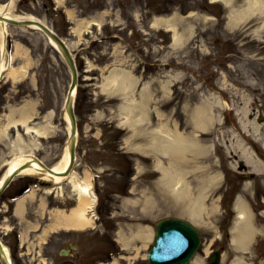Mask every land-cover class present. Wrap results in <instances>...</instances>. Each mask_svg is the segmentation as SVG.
Masks as SVG:
<instances>
[{
  "label": "rangeland",
  "instance_id": "obj_1",
  "mask_svg": "<svg viewBox=\"0 0 264 264\" xmlns=\"http://www.w3.org/2000/svg\"><path fill=\"white\" fill-rule=\"evenodd\" d=\"M99 2L16 1L15 13L47 23L76 57L74 171L79 179L92 175L98 201L93 226H55L54 211L78 204L72 186L66 181L59 189L39 176L17 177L0 196V237L13 263L114 264L118 258L117 264H148L142 239L133 242L138 253L122 252L116 239L120 233L130 239L142 227L154 231L158 220L175 216L201 232L195 260L213 264V250H223L219 264H234L237 258L242 264H264V3L102 0L101 8L89 10ZM87 18L98 24L81 27ZM157 19L169 22L158 25ZM7 49L14 56L12 67L21 68L23 76L16 79L7 72L0 80V132L25 116L21 110L28 104L33 107L30 124L48 128L49 135L8 128L0 137V178L4 162L21 146L48 165L61 158L71 81L68 64L44 33L9 26ZM199 111L206 120L209 116L206 127L197 126ZM175 131L200 146L180 154L172 165L186 171L178 185H188L192 201L163 171L172 170L170 157L152 149L160 145L156 138L162 141ZM241 144L254 150L263 170L248 163L240 168ZM29 185L35 195L19 215L12 200ZM203 187L206 199L193 202ZM49 188L52 192L44 193ZM239 200L250 204L260 229L251 249H237L233 242ZM70 243L77 248L63 254Z\"/></svg>",
  "mask_w": 264,
  "mask_h": 264
},
{
  "label": "bare ground",
  "instance_id": "obj_2",
  "mask_svg": "<svg viewBox=\"0 0 264 264\" xmlns=\"http://www.w3.org/2000/svg\"><path fill=\"white\" fill-rule=\"evenodd\" d=\"M16 1L17 0H8L4 3H0V15H2V17H0V37H1V44H0V55H1V59H0V75L2 73L3 70H5L7 68V66H9L10 64V57L12 56V58L14 57L13 55H11L8 52L7 49V44L5 42V35L6 32H9V24H8V19H31V18H35L32 15H24V14H17L15 13V5H16ZM227 2H229V0H224ZM231 1V0H230ZM258 3H264V0H257L254 1L250 4V7L253 5L255 6ZM70 14H72V12H69ZM98 20L96 19H88L86 20V23L81 25V27H90V25L92 23L98 24L97 22ZM163 22L167 23L169 21H167L166 19H157L155 21L156 24H161ZM18 27V26H17ZM34 28H36L38 31L40 30L39 27L37 25H34ZM81 30V29H80ZM40 32H42V30H40ZM48 42L54 47H57V44L54 42L55 40H53L50 37H47ZM62 51V50H61ZM64 56V55H63ZM9 68V67H8ZM24 71V69H23ZM10 74L14 75V77L16 79H19L23 76L22 70L20 69H14V67H12L9 71ZM127 75L124 72L123 77L125 78ZM73 94H76V91L73 92ZM74 99V97H73ZM219 104H221V102H219ZM228 105V104H227ZM33 109L30 108V106L28 107H24L22 108V118H17L14 119L13 121H11L10 123H8L7 125V130L8 128L14 127V128H19L20 126L24 127L25 130L27 132H36L39 135H41L42 137H45L46 135H49V131L48 128H43V127H34L32 126L30 123L32 115L28 117V114H30L29 112H31V110ZM202 112H204L202 110ZM201 111H199L198 115L199 117L197 118V126L201 127V126H207L206 121L208 122L209 120V116H207V120L205 119V117L200 116L202 114ZM65 119L67 120L68 126H67V141H66V145L63 151V154L61 156V158L55 162L52 165H48L50 168H48L46 165H43L41 162L38 161L37 158H35L34 153H30L28 152L27 147H19L18 148V153H16L11 159H9L8 161L4 162V165L6 166L5 171L3 172L1 178H0V186L2 185V183L5 181V179L7 178L9 181V183L13 182L17 177H23V176H39L41 178V180H44L45 182L51 183L52 185H56L59 189H63V185L66 181L67 183H69L72 186V190L75 191L78 194V204L73 207L69 212H66L64 210H56L53 212V218L55 219V226H59L62 228H66V229H75V230H84L87 229L90 226H93L94 224V218H95V206L97 204L98 201V197L96 195V192L94 190V186H93V181L91 180V174L87 173L86 177L84 179H79L77 177V175L75 174L74 169H72V171L68 174L67 172V168L69 167L70 164V160H71V145H72V128H71V118L69 115L68 110L65 108ZM255 130L258 131L259 130V125L256 124L255 126ZM7 130H2L0 132V137H4L6 136V133L8 132ZM75 141H76V135H75ZM78 139V136H77ZM157 143H159V147H155L154 145H152V149L156 150L157 148V152H161L164 153V157H170V159L172 160L170 163V167L172 168V170H168L164 167L163 171L169 175V177L172 179V181H175V184H181L182 179L185 178V174L186 171L183 170V168L181 169V171H179L178 169H173L172 165L174 160H179V156L180 154L184 155L186 154L185 152L190 151L193 148H197L200 147L198 142L193 141L192 139H190L189 137L182 135L180 132L175 131L173 134L169 133V135L162 139V141L160 140V138H156L155 139ZM161 141V143H160ZM77 144V141H76ZM156 145V144H155ZM242 157L243 159L248 163L253 165L254 167L257 166H261V170H263V162H261L259 157H256V154L253 152L254 150L249 149L248 147H246L245 145H242ZM24 164H28L27 167H24L26 165ZM45 164V163H44ZM183 170V171H182ZM17 176H15V175ZM14 175V178H10ZM8 183V184H9ZM39 186V185H38ZM179 186V185H178ZM204 189L201 191V193H199L195 199L193 200V202H201L204 201L206 199V192L207 191L205 187H203ZM177 190H181L183 192H185L186 194L184 196H188V201L190 199V201H192L191 196L188 194L187 192H189V187L187 184L185 185H181L177 188ZM35 191L36 189H32V191L30 193L24 194L22 196H19L16 200V212L19 215L24 214L25 212V207H26V200L31 196L35 195ZM178 191V192H179ZM52 192V188L46 189V191H44V193H50ZM190 193V192H189ZM236 211H237V217L236 219H238L237 224L235 226L234 229V243L236 248L240 249L242 247H246V249H251V241L253 238H255V236H257V234L259 233V228L258 225L256 224L257 222L255 221V218H253L254 216L252 215L251 212V206L250 204H248L246 201H241L239 200L236 203ZM254 214V213H253ZM54 226V227H55ZM155 236V233L153 231V229L148 228H144L142 227L138 232H136V234L133 235L132 238L129 239V237H124L123 233H120L118 240L121 242V244L130 251H133L134 253H138V249L134 246L133 242H136L135 244H137V240L135 239H142V241L145 243L144 248L149 247V245L151 244V242L153 241ZM3 250L0 249V258L3 260L6 259H10L12 260L11 257V253H10V249L9 247L4 244L3 246ZM247 253H250V251H246ZM226 254L224 255L223 253V257H225ZM135 258V257H134ZM133 257H131V259H134ZM13 261V260H12ZM115 263L117 264V260L115 261ZM244 263V260L241 258H237L235 260L234 264H242ZM193 264H204L201 262V260H195V262Z\"/></svg>",
  "mask_w": 264,
  "mask_h": 264
},
{
  "label": "water",
  "instance_id": "obj_3",
  "mask_svg": "<svg viewBox=\"0 0 264 264\" xmlns=\"http://www.w3.org/2000/svg\"><path fill=\"white\" fill-rule=\"evenodd\" d=\"M0 17H2V15H0ZM8 22L16 25L35 24L42 28L53 40L57 42L71 67L73 81L69 90L68 100L66 104L72 122V145L70 148L71 166L68 170L69 172L74 165L76 156V141L74 137L77 131V122L74 113L72 94L78 81V72L74 58L70 53L66 43L43 23L37 20L18 21L13 19H8ZM14 175L10 178H13ZM9 181L10 180H7L5 182L4 187L8 185ZM156 229V243L149 254V258L152 264H185L192 258L201 241L198 230L189 222L184 220L169 218L160 221L157 224ZM0 249L3 250L1 241ZM2 261L4 264H11L8 259H2Z\"/></svg>",
  "mask_w": 264,
  "mask_h": 264
}]
</instances>
